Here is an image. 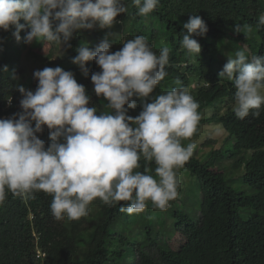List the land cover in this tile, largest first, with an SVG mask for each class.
Listing matches in <instances>:
<instances>
[{
    "label": "trees",
    "instance_id": "1",
    "mask_svg": "<svg viewBox=\"0 0 264 264\" xmlns=\"http://www.w3.org/2000/svg\"><path fill=\"white\" fill-rule=\"evenodd\" d=\"M123 2L127 11L110 28L79 30L70 48L60 50L47 41L28 44L31 51L41 49L35 59L30 51L24 61L21 49L12 52L14 29L0 30V119L22 111L17 87L35 91L37 85L27 73L29 62L44 60L46 67L71 71L85 86L91 104L103 111L105 101L96 97L91 83V75L100 69L89 61L88 76H83L71 63L75 50L82 44L94 48L108 39L110 51L115 52L135 36H145L157 54L167 45L171 49L165 68L168 75L152 96L177 87L179 80L199 103L201 113L193 136L183 141L185 145L194 142L196 148L177 170L178 196L164 210L149 202L143 212L133 214L120 211L127 202L109 205L97 198L89 204L87 216L70 220L52 215V197L47 193L17 196L6 190V199L0 203V264H264V106L258 117L251 112L243 119L237 117L232 82L218 77L227 58L238 50H245L249 57L264 55V25H258L264 0H159L146 16L138 13L131 0ZM189 15L200 16L208 29L203 37H194L201 47L199 54H188L181 46ZM236 24L250 25L252 30L237 33ZM25 34L21 32V43L26 47ZM45 44L49 47L44 48ZM53 57L58 61L50 62ZM10 98L12 104L6 107ZM136 104L129 116L141 111L140 102ZM215 127L225 133L221 147L214 148L215 141L210 139L197 142ZM38 137L47 147L46 127ZM139 163L137 171L155 168L154 162L143 158ZM238 184L247 186V191ZM164 229L173 237L165 238ZM36 249L45 258L37 259Z\"/></svg>",
    "mask_w": 264,
    "mask_h": 264
},
{
    "label": "clouds",
    "instance_id": "2",
    "mask_svg": "<svg viewBox=\"0 0 264 264\" xmlns=\"http://www.w3.org/2000/svg\"><path fill=\"white\" fill-rule=\"evenodd\" d=\"M131 4L146 16L159 0H131ZM126 11L123 0H0V30L14 29L17 43L25 32V44L47 41L62 50L71 47L74 33L110 28ZM258 25H264V14ZM183 29L187 34L181 46L188 54H199L201 47L194 37L206 34L205 21L189 15ZM243 30L252 29L234 27L237 33ZM110 48L108 39L94 48L82 44L71 60L85 77L87 62L94 61L100 69L91 75V83L96 97L105 101L103 111L91 104L74 74L59 66L34 71L35 91L16 88L22 111L0 119V203L6 190L17 196L44 192L52 197L50 211L55 218L77 220L89 214L88 206L97 198L109 205L127 202L120 211L133 214L143 212L149 202L164 210L178 196L177 170L196 148L194 142L183 141L196 131L199 103L179 80L177 87L152 96L168 75L171 49L167 45L157 54L145 36H135L118 51ZM218 77L232 82L237 117L243 119L250 112L260 115L264 55L249 57L238 50L227 58ZM136 101L141 111L129 116ZM7 102L6 107L11 106L12 99ZM45 127L47 147L38 137ZM142 158L154 162V170L137 171ZM38 251L42 252L36 249L35 254Z\"/></svg>",
    "mask_w": 264,
    "mask_h": 264
},
{
    "label": "rangeland",
    "instance_id": "3",
    "mask_svg": "<svg viewBox=\"0 0 264 264\" xmlns=\"http://www.w3.org/2000/svg\"><path fill=\"white\" fill-rule=\"evenodd\" d=\"M14 47H16V49L14 50V49H12V52H14L15 54H17V52H18V50H22L23 51V61H24V54L25 53H28L29 51L31 52V55H30V57L32 58V57H34V59H35V57L37 56V54H39V52H41V49L39 50H33V51H31L29 48H28V44H26V47H25V45L23 44V43H21V42H19V43H17L16 41L14 42ZM54 45V44H53ZM52 45V46H53ZM24 46V47H23ZM44 48H46V47H49L48 45H44L43 46ZM41 55H43V53H40ZM58 53H56V55H57ZM53 62V63H55V62H57L58 61V58L57 59H55L54 57L53 58H51V60H50V62ZM31 62H29V64L27 65V69H28V75L29 76H31L32 77V79H33V83L34 84H36L37 85V81L34 79V77H33V73H34V71H36V70H42L43 68H45L46 67V65H47V63H46V61H44V60H34V63H31ZM10 72H13V68L10 66ZM203 134V137H201V138H199L198 140H197V142H199L200 144H202V143H204V142H206V141H209L208 139H210L211 141H215L214 142V148H218V147H221V145H222V141H223V139L225 138V133L219 128V127H215L214 128V131H210V130H208V132H204V133H202ZM205 150L206 151H208L209 150V148L207 147V148H205ZM226 163V165L227 164H229V162H225ZM230 174H227V176H229ZM237 187L241 190V191H247V186L245 187L244 185H241V184H238L237 185ZM166 226V225H165ZM164 231H165V238H170V232H168V230L167 229H164ZM170 233V234H169ZM162 236H158L157 237V239H158V243L165 249L166 248V246L164 245L165 243H164V240H162V239H160ZM173 237V236H172ZM171 237V238H172Z\"/></svg>",
    "mask_w": 264,
    "mask_h": 264
},
{
    "label": "built area",
    "instance_id": "4",
    "mask_svg": "<svg viewBox=\"0 0 264 264\" xmlns=\"http://www.w3.org/2000/svg\"><path fill=\"white\" fill-rule=\"evenodd\" d=\"M9 101H10V100H9ZM9 101L7 102V104H9ZM44 256H45V254L42 253V252H40V251H38L37 254H36V258H37V259H41V258H43Z\"/></svg>",
    "mask_w": 264,
    "mask_h": 264
}]
</instances>
